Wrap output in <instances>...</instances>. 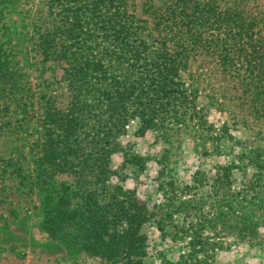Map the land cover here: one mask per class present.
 Here are the masks:
<instances>
[{
	"label": "trees",
	"instance_id": "trees-1",
	"mask_svg": "<svg viewBox=\"0 0 264 264\" xmlns=\"http://www.w3.org/2000/svg\"><path fill=\"white\" fill-rule=\"evenodd\" d=\"M127 4L44 0L33 46L44 63L62 70L71 101L58 116L48 110L50 126L36 139L32 161L45 193L41 227L51 240L111 264H145L148 241L141 232L150 223L167 235L166 218L154 219L171 218L173 203L149 210L107 186V151L131 120L143 133L160 114L172 112V121L180 123L179 110L190 111L199 126L208 124L212 110L229 104L264 121V18L258 0H161L147 20L136 18ZM91 119L94 135L82 140L81 123ZM50 131H59L65 144ZM84 143L95 152L93 163L82 154ZM254 153L244 165L257 167ZM230 169L220 168L224 192ZM255 183L254 195L237 193L241 211L250 206L237 223L240 241L250 244L264 228V184ZM245 231L250 234L243 236ZM178 237L171 239L185 241ZM187 246L175 264L202 263L198 255L213 243L193 238ZM158 264L174 263L162 258Z\"/></svg>",
	"mask_w": 264,
	"mask_h": 264
},
{
	"label": "rangeland",
	"instance_id": "rangeland-1",
	"mask_svg": "<svg viewBox=\"0 0 264 264\" xmlns=\"http://www.w3.org/2000/svg\"><path fill=\"white\" fill-rule=\"evenodd\" d=\"M126 2L141 20L148 19L152 6L161 4V0ZM258 5L264 18V0ZM44 11V0H0V264H111L51 240L41 227L45 193L32 150L50 126L48 110L58 116L71 101L62 70L44 63L33 46L37 20ZM200 90L203 96L204 89ZM170 113L160 114L143 133L140 123L131 120L107 151V186L120 188L124 196L149 210L173 203L171 218L158 214L154 219L166 218L167 235L150 223L141 232L148 241L144 263L158 264L162 258L181 262L187 244L198 238L213 243L209 252L198 255L203 258L200 264H264V228L252 244L240 241L237 230L238 216L249 215L250 208L241 211L237 193L246 190L248 198L255 194L251 183L264 184V121L255 122L231 104L222 111L212 110L205 126L191 122L190 111H178L182 116L178 124ZM93 121L81 123L80 139L85 134L93 137ZM49 134L65 144L59 131ZM83 145L82 154L93 163L95 152ZM253 151L256 168L244 165ZM226 167L231 168V177L224 192L218 179L220 168ZM173 236L185 241L173 242Z\"/></svg>",
	"mask_w": 264,
	"mask_h": 264
}]
</instances>
